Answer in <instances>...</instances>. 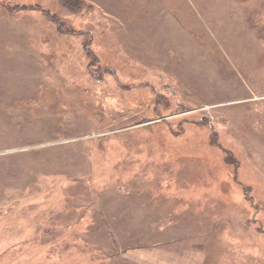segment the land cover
Instances as JSON below:
<instances>
[{
    "label": "rangeland",
    "instance_id": "rangeland-1",
    "mask_svg": "<svg viewBox=\"0 0 264 264\" xmlns=\"http://www.w3.org/2000/svg\"><path fill=\"white\" fill-rule=\"evenodd\" d=\"M98 2L0 0V264H264V0Z\"/></svg>",
    "mask_w": 264,
    "mask_h": 264
},
{
    "label": "crops",
    "instance_id": "crops-1",
    "mask_svg": "<svg viewBox=\"0 0 264 264\" xmlns=\"http://www.w3.org/2000/svg\"><path fill=\"white\" fill-rule=\"evenodd\" d=\"M93 1V3H97V6L99 5L98 3V1H100V0H92ZM105 4H107V3H105Z\"/></svg>",
    "mask_w": 264,
    "mask_h": 264
},
{
    "label": "trees",
    "instance_id": "trees-1",
    "mask_svg": "<svg viewBox=\"0 0 264 264\" xmlns=\"http://www.w3.org/2000/svg\"><path fill=\"white\" fill-rule=\"evenodd\" d=\"M72 1H73V2L75 1V3H76V2H77V3L79 2V0H72ZM69 2H70V1H69Z\"/></svg>",
    "mask_w": 264,
    "mask_h": 264
}]
</instances>
